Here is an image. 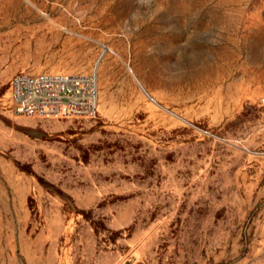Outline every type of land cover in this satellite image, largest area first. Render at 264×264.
<instances>
[{"label": "rangeland", "instance_id": "1", "mask_svg": "<svg viewBox=\"0 0 264 264\" xmlns=\"http://www.w3.org/2000/svg\"><path fill=\"white\" fill-rule=\"evenodd\" d=\"M49 72L96 114H16ZM0 264H264V0H0Z\"/></svg>", "mask_w": 264, "mask_h": 264}, {"label": "built area", "instance_id": "2", "mask_svg": "<svg viewBox=\"0 0 264 264\" xmlns=\"http://www.w3.org/2000/svg\"><path fill=\"white\" fill-rule=\"evenodd\" d=\"M13 111L25 116L92 117L97 112L95 74L18 73L11 79Z\"/></svg>", "mask_w": 264, "mask_h": 264}]
</instances>
